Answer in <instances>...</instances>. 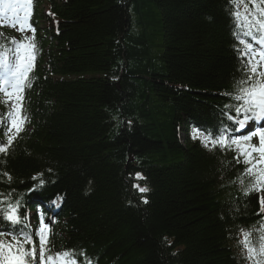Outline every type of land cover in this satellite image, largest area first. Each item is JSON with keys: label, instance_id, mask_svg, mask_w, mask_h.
Instances as JSON below:
<instances>
[{"label": "trees", "instance_id": "1", "mask_svg": "<svg viewBox=\"0 0 264 264\" xmlns=\"http://www.w3.org/2000/svg\"><path fill=\"white\" fill-rule=\"evenodd\" d=\"M240 1L34 0L39 58L0 193L43 216L48 248L91 264H252L240 229L255 241L264 213L237 180L251 165L203 143L222 125L239 135L225 107L235 28L264 3Z\"/></svg>", "mask_w": 264, "mask_h": 264}, {"label": "snow or ice", "instance_id": "2", "mask_svg": "<svg viewBox=\"0 0 264 264\" xmlns=\"http://www.w3.org/2000/svg\"><path fill=\"white\" fill-rule=\"evenodd\" d=\"M264 2V0H261ZM32 0H0V16L8 18L11 13L15 28L19 23L20 30L24 31L27 25L28 30L34 31L29 23V9ZM23 12V18L20 12ZM239 20L241 14L235 13ZM5 25H0L3 27ZM255 28V32L253 31ZM260 33V35H257ZM237 43L243 45L237 51L242 61L240 78L234 82V88L227 93L231 103L225 107L227 120L233 125V135L229 133V126L222 125L216 130H208L204 136V146L220 149H232L238 153L234 159L236 163L251 165L243 169L242 175L237 177L241 184H244V176L249 177L245 187V194L251 191H264V167L256 171V164L253 163V153L259 154V161L264 165V125L253 129L251 123L264 121V71H258V67L264 64V8L260 14L253 13L245 5V15L242 26L237 29ZM12 47L0 49V92L13 100L12 111L9 112L10 126L7 122L0 125V153L8 154L16 136L23 130L22 123L27 116L22 114L23 91L31 86L29 73L33 66L35 45L32 42L16 41L12 38ZM254 44L259 48H254ZM259 59H256V57ZM248 125V127H246ZM15 130V134H10ZM7 136L5 143L4 137ZM253 137L258 138V145L250 143ZM139 177V174H137ZM4 177L7 181L12 180L7 171L0 172V179ZM33 179H36L35 177ZM44 183L39 181V185ZM139 187V186H137ZM140 192H147L146 187H139ZM147 203V200H145ZM261 212L264 213V199L260 200ZM20 199H14L11 193H0V264H91V259L85 255V250L62 249L53 251L48 248V226L44 223L43 216H40V223L34 230L29 217L21 211ZM7 222V223H5ZM264 229V222L261 223ZM243 239L242 251L246 250L245 258L252 260L254 264H264V231L253 242L252 231L240 229ZM11 236L10 241L4 238ZM38 237V240L35 238ZM83 259H80V258ZM260 257L261 259H257Z\"/></svg>", "mask_w": 264, "mask_h": 264}, {"label": "bare ground", "instance_id": "3", "mask_svg": "<svg viewBox=\"0 0 264 264\" xmlns=\"http://www.w3.org/2000/svg\"><path fill=\"white\" fill-rule=\"evenodd\" d=\"M236 2H237V4L238 5H241V1L240 0H236ZM23 13V12H22ZM254 13H256L257 15H259L260 14V10H255L254 11ZM24 14V13H23ZM242 25H238L237 24V26H236V30L238 29V28H240ZM8 36L7 37H9V38H12L13 36H11L9 33L7 34ZM10 35V36H9ZM259 71H264V70H262V69H258ZM0 95H2V99H1V101H0V105H2V106H6V105H8V104H10V105H12V102H13V100H11V101H7V97H5L4 96V94H3V92H0ZM10 111H12V109L10 110ZM8 115V114H7ZM9 116V115H8ZM38 177H41V175H37ZM264 192V191H263ZM47 202H49V203H52V201H50V200H47ZM59 206H60V204H59ZM47 207H49V206H47ZM29 221H30V224H31V226H32V229L34 230L36 227H38V222H36L35 221V219H30L29 218ZM257 239V238H256ZM256 241V240H255ZM255 241H253L254 243H255Z\"/></svg>", "mask_w": 264, "mask_h": 264}]
</instances>
